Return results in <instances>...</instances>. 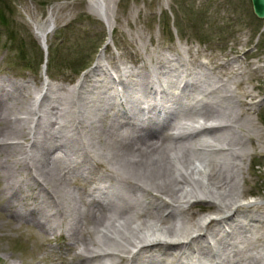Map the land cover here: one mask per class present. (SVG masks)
Instances as JSON below:
<instances>
[{"label": "bare ground", "instance_id": "bare-ground-1", "mask_svg": "<svg viewBox=\"0 0 264 264\" xmlns=\"http://www.w3.org/2000/svg\"><path fill=\"white\" fill-rule=\"evenodd\" d=\"M89 2L92 11L105 20L109 34L110 12L104 0ZM31 24L38 41L46 48L47 37L55 27L53 15L48 13L44 21L33 20ZM134 41L138 43L137 39ZM172 61L175 63L170 64ZM209 63L213 64L212 67L202 64L192 70L174 59L156 62V65H151L147 83L144 79L138 82L147 72L142 66L135 72L128 70L124 76L130 77V84L135 86L132 93L115 94L120 106L115 107L111 114L107 111L113 105L112 95L104 97L107 108H101L97 103L96 107L102 113L95 119H87L80 114V107H77L78 117L65 118L71 113L70 104L76 107L79 106L78 99L81 103L89 98L90 88H83V79H78L71 87H56L55 91L61 89L64 94L52 96V103L45 108H41L39 102L47 97L46 92L49 91L46 80L38 88L23 90L18 97H8L13 99L10 107L17 113L14 119L19 121V125L8 134L0 133L2 178L7 179L8 170L13 173L32 170L34 175L29 180H5L2 194L18 203L16 212L20 211L23 200L36 202L25 213L27 216L48 210L49 222L55 220L49 231L67 225L68 240L73 245L78 243L80 249L68 264H195L197 261V264H264V217L253 218L246 216L247 212H241L242 209L264 207V202L241 203L244 191L235 182L239 178L244 183L242 164L250 153L243 150L244 143L253 140L259 144L264 135L262 129L254 127L248 113L250 108L245 107V99L254 98L255 86L250 84L251 77L242 61L233 58L222 63ZM105 69L97 63L91 71L106 73ZM254 70L261 71V68ZM156 75L181 79L178 84L172 81L171 89L184 92L194 87L200 90L198 101L210 106L208 112H212L197 111L189 115L183 110L178 116L181 119L167 130L171 137L167 145H163V140L149 142L143 135V131L146 133L155 126L154 119L159 120L167 112L171 113L164 109L169 108L167 104L170 101L171 104L176 103L172 91L166 92L165 88L156 85ZM184 76H193V80L184 81L182 85ZM111 84L109 80L107 84L92 83L90 86L92 89L101 88L100 94H104L112 87ZM126 84L125 79L120 78L116 85ZM168 84H165L166 88H169ZM161 96H167L163 100L167 102L165 106ZM65 97L68 102H63ZM134 98H142L138 109L143 111L140 115L144 116L145 122L141 120L144 122L141 127L134 122L127 124L119 120L120 117L127 118V106L130 108ZM154 101L155 108L151 110ZM235 108L241 110L235 112ZM108 117L112 122L107 121ZM3 120L0 116V122ZM63 129L64 133H61ZM123 129L127 134L120 133ZM223 130V134L214 135L216 131ZM87 132H92L93 138ZM227 132L230 136L224 137L228 136ZM87 135L88 140L81 142V137L86 139ZM127 137L133 141L130 146L119 140H128ZM195 138L193 142L198 154H188L186 147L178 143ZM162 139H165L164 135ZM73 141H80L82 145L70 155L65 149ZM101 145L107 147L102 148ZM34 146L40 153L38 160L30 150ZM56 152L60 154L53 156ZM206 153L221 154L224 160L219 157V162L213 165ZM13 156L17 158L13 159ZM28 160L31 163L28 164ZM100 168L103 171L97 174ZM73 178L83 185L88 183V187L70 188ZM33 181L49 185L46 188L39 182L46 199L39 194L29 197L27 193L33 189ZM64 197L74 201L73 206L70 207ZM192 203L211 204L218 214L202 213L193 219L189 206ZM235 213L243 215L235 218ZM173 216L178 221L174 225L169 222ZM89 220L93 224L92 229L87 226ZM94 234L99 242L93 239Z\"/></svg>", "mask_w": 264, "mask_h": 264}, {"label": "rangeland", "instance_id": "rangeland-1", "mask_svg": "<svg viewBox=\"0 0 264 264\" xmlns=\"http://www.w3.org/2000/svg\"><path fill=\"white\" fill-rule=\"evenodd\" d=\"M104 5L110 12L111 32L109 34L105 20L92 11L89 0H0V116L4 118L0 122V133L8 134L19 125V121L14 119L15 115H18L10 107L13 99L8 97L11 95L15 98L23 90L38 88L45 80L49 83L47 86L49 91L46 92L47 97L39 102L41 108L51 104V97L55 94H64L61 89L55 91L56 87H71L78 79H83V88L85 86L90 88L87 100L91 101L87 103V100H83L80 103L78 99L79 106L72 107L70 104L71 113L65 118L69 120L72 117H78L77 107H80V114L87 119L88 117L95 119L102 113V110L96 107L97 103L101 104V108H107L108 104L104 102V97L112 95L113 105L107 111V114H111L115 107L120 106L115 94L119 93L122 96L132 93L135 86L130 84L132 81L130 77L124 76L128 70L135 72L137 67L142 66V69L147 71L145 76L138 80L142 82V79L149 80L151 65H156V62L160 61L165 62L167 59H174L183 67L187 65L192 70H196L197 65L212 67L213 64L209 62L222 63L236 58L244 63L251 77L250 84L255 86L254 98H246L247 106L245 107L250 108L248 113L254 127L262 129L264 134V19L254 15L250 0H104ZM48 13L53 15L55 27L48 35L47 47L44 48L35 36L31 21L42 22L47 18ZM134 39H137L138 43ZM100 53L102 55L98 59ZM97 63L106 68V73L91 71ZM173 63L175 62H170V64ZM83 66L85 70L78 73L77 71ZM256 67H260L261 71L254 70ZM112 78L117 81L120 78L125 79L127 84L118 86L112 82V87L106 89L104 94H100L101 88L92 89L90 86L92 83L107 84V81ZM195 79L196 77L194 81ZM180 80L170 76L156 75V85H159V88H165L166 92L172 91L175 102L178 104H171L172 101L167 104L163 101L167 96L164 98L161 96L163 105L169 106L164 109L171 113L167 112L165 117L163 115L161 121L158 120L159 124H153L155 126L152 129L149 128L148 132L143 131L145 139L149 142L163 140L165 142L163 145H167L171 141L167 130L171 124L181 119L178 116H181L180 113L183 110L189 115L197 111L212 113L208 112L210 106L198 101L201 98L200 90L194 87L184 92H181V89H171L172 81L178 84L181 83ZM192 80L193 76H184L182 85L184 81ZM165 84H168L169 88H166ZM134 99L130 103V108L127 106V118L120 117L119 120L127 124L134 122L137 127H141L144 116L140 115L143 111H139L138 106L142 98ZM68 101L65 97L63 102ZM152 102V100L149 101L150 104ZM155 104L156 101L154 106H150L151 110H154ZM239 109L235 108L233 111L238 112ZM107 121H110L109 117ZM127 124L125 126L130 127ZM245 126L248 124L245 123ZM65 131L68 132V128ZM224 131H216L214 135L223 134ZM60 132L64 133V129ZM228 132L226 133L228 136L224 135V137L230 136ZM120 133L127 134L125 129ZM87 134L91 138L94 136L92 132ZM79 135L80 132L77 133V138ZM163 135L165 139H162ZM85 138L81 137V142H86L89 136ZM127 138L128 140L124 138L119 140L123 145L130 146L133 141ZM24 139L27 141V137ZM195 140L196 138L182 140L178 143L186 147L188 154H198L199 150H195L193 142ZM79 143L80 141L69 142L70 150L66 148V152L71 155V152L78 148L77 146L82 145ZM34 147L30 150H33V155H36L38 160L40 153L36 152L37 149ZM243 150L250 153L242 164L244 183L239 178L235 180L244 191L240 202H264V135L260 138L259 144L253 140H247ZM58 154L60 153L56 152L53 156ZM206 155L213 165L219 162V157L220 160H224L218 153H206ZM15 157L17 158V156L12 158ZM29 162L28 160V164ZM102 171L103 168L98 169L97 174ZM2 174L0 165V264H68L73 254L80 249L78 243L73 245L72 241L68 240L67 225L63 224L59 229L49 231L50 226L55 224V220L49 222L51 219L48 210L42 211V214L27 216L25 213L30 207H34L36 202L30 199L23 200L20 211L16 212L15 205L18 203L2 194L5 180H29V177L34 175L32 170L14 173L8 170L7 179L2 178ZM39 182L49 188V185ZM39 182H34L33 189L27 194L29 197L39 194L46 199L45 193L40 191ZM71 182L69 187L74 190L80 186L88 187V183L83 185L75 178ZM64 198L70 207L73 206L74 201ZM83 198L84 201H88L87 198ZM189 206H191L190 211L193 212V219L202 213L218 214L215 207L208 203H192ZM242 211L247 212L245 215L249 217H264L263 206L242 209ZM239 215L235 213L234 217L238 218ZM169 222L174 225L178 221L173 216ZM87 226L92 229L91 220L88 221ZM211 227L214 225L212 224ZM92 236L99 242L96 234ZM197 263L198 261L195 264Z\"/></svg>", "mask_w": 264, "mask_h": 264}, {"label": "water", "instance_id": "water-1", "mask_svg": "<svg viewBox=\"0 0 264 264\" xmlns=\"http://www.w3.org/2000/svg\"><path fill=\"white\" fill-rule=\"evenodd\" d=\"M254 15L264 19V0H250Z\"/></svg>", "mask_w": 264, "mask_h": 264}, {"label": "trees", "instance_id": "trees-1", "mask_svg": "<svg viewBox=\"0 0 264 264\" xmlns=\"http://www.w3.org/2000/svg\"><path fill=\"white\" fill-rule=\"evenodd\" d=\"M85 66H83L81 69H79L77 72H81L84 69Z\"/></svg>", "mask_w": 264, "mask_h": 264}]
</instances>
